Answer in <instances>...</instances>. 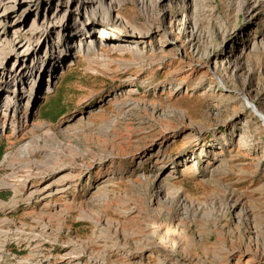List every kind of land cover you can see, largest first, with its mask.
I'll return each mask as SVG.
<instances>
[{"label":"rangeland","instance_id":"rangeland-1","mask_svg":"<svg viewBox=\"0 0 264 264\" xmlns=\"http://www.w3.org/2000/svg\"><path fill=\"white\" fill-rule=\"evenodd\" d=\"M8 5L18 53L65 29L0 88V264H264V0Z\"/></svg>","mask_w":264,"mask_h":264},{"label":"bare ground","instance_id":"bare-ground-1","mask_svg":"<svg viewBox=\"0 0 264 264\" xmlns=\"http://www.w3.org/2000/svg\"><path fill=\"white\" fill-rule=\"evenodd\" d=\"M86 1H87L88 4H90V6L92 4H97V3H100V5H102V0H86ZM29 3H30V5H31V3H34L35 5H37V8H38L39 5H41V4H46L47 6H49L52 3V0H28V4ZM19 7H21V6H19ZM16 13L17 12L15 10L14 5L13 6L8 5V6L3 7V9L0 10V25L3 22H7V20L11 17V15L12 14H16ZM94 13H96L95 15H97V12H94ZM99 15H100V13H99ZM107 21H109V20H107ZM94 26H95V20H92V22L90 23V27L91 28H94ZM111 26H113V23L107 22V25H105L103 27V28H105L104 31H107V30L111 29V28H109ZM64 29H65V26H64V24H62V21H56L54 18L44 19V21L39 26L35 25V27L33 28V33H31L30 34V37L27 39V48H26V51L24 53H18L19 50L24 45L22 46L19 43V41L17 42V39L15 37V33H14V35L10 36V39H7L6 36L9 35V30L8 29L5 30L3 28L2 29V32H1V36H3L2 37L3 39H0V50L6 49V48H10V52H8V54H9V57L10 58H13L14 59V62L16 63V69H14V70H5V69L1 68L3 65L0 66V70H2L1 71L2 73H0V76H1L0 77V88H1L2 85H5V84L7 85V80L8 79H12L13 81L14 80L16 81V80H21L22 79L23 74H24V72H23V70H24L23 69V65L27 62V60H28L29 57H32V56L35 57V54H36V46H33L32 39H34L35 37L38 40H40V38H42V37H47L48 38L56 30H58L60 32L61 30H64ZM104 31L102 30L101 32H104ZM140 37L145 38V37H147V35H145V36H142L141 35ZM71 38H72V36L69 35L68 36V39H71ZM120 38H123V37H119V39ZM110 39L111 38H109V40ZM78 44L79 45L76 46V49L77 48H80L81 49V48H84L85 47L84 44H83V40H81V39H80V41H79ZM60 49H61V51H63V53L61 55L58 54V57L56 59H59L60 58V60H62V59H65L68 55H67V51L66 50H63V47H61ZM213 76H215V75L213 74ZM49 92H51V88H48L47 89V93H49ZM13 94H14V92L11 91L10 92V95L13 96ZM19 94L20 93H19V90H18L17 91V95L13 96L12 100H9V101L6 100L5 101V104H4V107H5L4 114H3L2 117H0L1 118L0 119V125H1L0 126V133L1 132H4L5 130H7L8 127H13L14 131H16V132H14V133H16V136L15 137H17V136L19 137L20 132L22 131V129L19 128L18 125L16 126L17 119L19 118V117H17V115L19 114V112L16 110V107L12 106V108H11V102L15 105V103L19 99L18 98ZM27 103H29V102H27ZM9 109H10V111L11 110H14V113H13V116L11 117V120L9 119V115H7V111ZM255 113H256V111H255ZM156 154L159 157V156H162L163 155V152L161 150H158L156 152ZM27 185H30L29 181L27 182ZM20 195H21V193L15 195V199L12 201V205L11 206L14 207V204L16 202H18L17 199L19 198ZM39 195H40V193L35 190V191H32L30 193V196L29 197L31 199L32 198L34 199V198H37V196H39ZM176 225H175L174 222H170L169 224H162L157 229V231L154 233V236L160 235V238L158 239V241L170 240V241H173V243H175V241L178 238V235L180 234V230L178 229V227ZM173 233H174V235L172 236L171 234H173ZM169 235H171L172 237H170V238L167 237Z\"/></svg>","mask_w":264,"mask_h":264}]
</instances>
